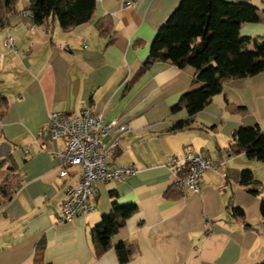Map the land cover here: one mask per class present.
Returning a JSON list of instances; mask_svg holds the SVG:
<instances>
[{
  "label": "crops",
  "instance_id": "0c3cea01",
  "mask_svg": "<svg viewBox=\"0 0 264 264\" xmlns=\"http://www.w3.org/2000/svg\"><path fill=\"white\" fill-rule=\"evenodd\" d=\"M180 0H95L93 22L65 31L32 23L28 2L17 3L9 25L0 30V185H18L12 197L0 194V264H254L264 259L261 195L239 183L250 169L264 183V161L228 150L234 130L258 125L264 131V71L226 79L222 90L196 113L192 128L169 126L186 119V108L171 112L183 93L200 87L195 68L156 61L141 74L151 42ZM238 1V0H227ZM258 20L244 22L240 34L264 38V0H246ZM110 15L108 36L94 21ZM13 38V47L5 40ZM114 38L108 43L109 38ZM252 48V44L247 45ZM233 107L244 110L231 111ZM83 105L116 119L126 129H112L104 141L118 138L108 156L117 166L137 172L122 180L98 181L94 210L72 221L58 211L65 191L81 168L58 174L61 138L47 133L49 113L78 112ZM187 151L224 163L204 171L200 193L182 195L169 167ZM113 203L136 210L97 255L91 229ZM238 206L244 218L231 215ZM248 224V226L246 225ZM124 241L133 255L120 262L115 244Z\"/></svg>",
  "mask_w": 264,
  "mask_h": 264
},
{
  "label": "trees",
  "instance_id": "16d2710c",
  "mask_svg": "<svg viewBox=\"0 0 264 264\" xmlns=\"http://www.w3.org/2000/svg\"><path fill=\"white\" fill-rule=\"evenodd\" d=\"M19 1L21 0H0V30L9 25ZM26 1L32 23L44 25L46 30L54 23L68 31L78 24L93 22L95 0ZM256 10L246 0H180L158 28L151 42L148 58L137 74L144 72L153 62L162 61L180 68L187 65L194 67L196 72L193 82L203 83L200 87L183 93L179 101L171 107L172 113L186 108L189 116L173 122L168 131L192 128L196 113L209 103L213 95L221 92L224 80L264 71V38L257 40L240 34L242 23L258 20ZM111 27L110 15L94 21V28L100 36H108ZM113 40L110 37L108 43ZM249 43L252 48L247 47ZM226 107L231 111L245 109L241 106L233 107L228 101ZM228 150L244 152L249 158L264 161V131L258 125L237 128L231 135ZM239 183L247 186L251 193L261 195L259 212L264 218V183L256 180L247 168L240 171ZM17 186L10 188L11 185L5 180L0 185V194L8 200ZM136 208L134 203H113L111 209L101 216L100 222L91 229L97 255L109 248L110 237ZM229 210L232 216L244 218L240 207L231 205ZM115 249L120 262L132 258L133 248L126 242L116 243ZM254 264H264V259Z\"/></svg>",
  "mask_w": 264,
  "mask_h": 264
},
{
  "label": "built area",
  "instance_id": "2783aa9c",
  "mask_svg": "<svg viewBox=\"0 0 264 264\" xmlns=\"http://www.w3.org/2000/svg\"><path fill=\"white\" fill-rule=\"evenodd\" d=\"M23 15L31 16L28 12ZM5 45L14 46L11 36L7 37ZM112 129L121 133L126 126L116 119L105 120L88 105H83L78 112L54 110L49 113L48 136L53 140L61 138L64 143L63 150L52 152L59 161V176H67L72 167L81 168L78 181L71 183L65 191L57 214L62 221H72L94 210L98 194L96 182L122 180L137 172L134 166H117L109 161L108 156L118 144V138L110 143L104 141ZM223 163L202 152L187 151L174 156L169 167L186 197L189 193H200V179L205 170L218 168Z\"/></svg>",
  "mask_w": 264,
  "mask_h": 264
}]
</instances>
